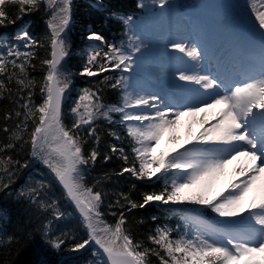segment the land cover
I'll return each mask as SVG.
<instances>
[{
  "label": "snow or ice",
  "instance_id": "1",
  "mask_svg": "<svg viewBox=\"0 0 264 264\" xmlns=\"http://www.w3.org/2000/svg\"><path fill=\"white\" fill-rule=\"evenodd\" d=\"M96 3L98 9L104 8L103 0ZM151 4H158L161 10L171 6L170 0H151ZM42 6L47 13V33L42 40L22 28L14 36L15 43H0V99H11L14 105L4 112L5 123L0 129L6 133L5 141L0 142V191L14 182L17 169L28 166L27 160L21 164L14 159L10 150L28 145L30 156L47 168L52 179L26 184L19 196L47 214L40 227L52 249L60 250L67 244L69 251L90 252L85 264H153L151 257L159 264H264V0H250L248 4L258 34L226 30L231 61H248L235 74H228L219 59L217 71L203 70L200 62L204 57L196 41H168L167 48L183 54L185 63L191 65L175 71L174 81L183 82L178 83V98L141 94L144 90L134 88L129 76L123 75L130 72L147 45L133 27V16L109 12L125 26L127 43H112L99 31L87 30L86 39L99 45H90L78 75H104L79 90L69 109L70 126L64 122L63 105L74 75L64 67L71 54L67 32L73 0H0V27L15 23L9 7L16 9V19H22ZM137 7H148V0H139ZM39 49L46 50L44 58L39 56ZM37 60L39 64L34 63ZM38 68L43 73L39 78L31 75ZM110 71L121 75H106ZM104 88L119 89V102L105 103ZM182 117L198 122L199 128L195 133L189 128L181 142L175 129ZM100 120L123 125L130 140L133 160L117 175L128 173L138 181H163L160 190L142 193L140 201L130 194L135 184L129 192L117 193L114 203L108 204L110 210L120 209L110 212L116 217L114 224L105 220L101 210L106 193L97 183L86 180L88 167L100 156ZM8 121L15 123L9 126ZM166 133L173 146L157 154ZM108 135L121 140L112 128ZM89 141L93 146L86 153L84 146ZM108 148L104 161L111 159V153L129 164L123 147L111 143ZM221 177H227L226 183L209 195ZM53 181L74 213L63 209L60 200L49 194ZM151 203L193 207L185 210L183 232L174 237L177 230L157 225L147 235L149 247L133 238L126 227V212ZM200 209L210 210L220 219L209 223ZM74 214L83 236L71 227L52 235L54 222H68ZM14 239L7 238L9 243Z\"/></svg>",
  "mask_w": 264,
  "mask_h": 264
},
{
  "label": "trees",
  "instance_id": "2",
  "mask_svg": "<svg viewBox=\"0 0 264 264\" xmlns=\"http://www.w3.org/2000/svg\"><path fill=\"white\" fill-rule=\"evenodd\" d=\"M228 0H224L227 3ZM139 0H103L104 8H97L96 0H73V15L72 22L67 32L68 40L71 44V54L65 62V70L72 71V86L67 95L63 105L64 122L70 126L72 117L69 114V109L72 106L74 99L79 90L85 86H90L96 83L97 79L101 77H86L78 75L83 61L90 45H99V42H90L86 39L87 30L95 29L99 31L104 37L112 43L120 44L127 43V35H125V26L116 18L110 17L109 12L117 11L124 15H131L133 18H140L142 8H138ZM106 9V10H105ZM9 12L12 14L11 18L15 23L7 24L6 27H0V43L7 40L8 43H15L14 36L22 28L30 32L32 36L38 40H42L47 33L45 21L47 13L43 6L40 10L24 14L22 19H16V9L9 7ZM39 56L44 58L46 55L45 49H39ZM39 64V61H34ZM42 72L39 68L32 72L31 75L41 77ZM108 76H119L121 72L110 71L106 73ZM129 76L131 80L132 75L123 73ZM15 86L13 85V88ZM38 91V90H37ZM104 102L107 104H114L119 102L121 92L119 89L104 88L103 90ZM36 102L39 103L37 96ZM14 105L11 99H0V129H2L5 121L3 114L5 111H11ZM114 119L119 120L118 114H114ZM9 126H12L15 121H8ZM98 133L101 136V141L98 145L100 156L94 165H90L87 169L86 180L88 183H97V186L106 193L102 211L104 218L109 223H115L116 217L111 215V211L119 212L120 209H109L108 204L114 203L119 192H129L131 185L136 187L131 191V197L134 200L140 201L141 194L144 192L158 191L163 187V181H138L130 174L125 173L119 176L121 167L129 166L133 160L131 153L130 140L127 138L126 131L123 125L113 124L100 120L97 122ZM112 128L118 132L121 140L117 141L115 138L108 135L109 129ZM83 134V133H82ZM6 133L0 131V142H4ZM111 143L117 144L118 147H123L129 156V164L125 165L118 154H111V159L104 161L103 155L109 152L108 145ZM93 146V142L89 141L84 146L87 153ZM10 154L14 159L20 161L21 164L25 160L28 161L26 168L16 170L14 182L3 191H0V261L3 264H85V260L90 257V252H72L68 250V245H64L60 250L52 249L46 243V238L42 236L41 223L46 213L38 210L34 204H30L27 199L21 198L19 192L27 184L31 185L36 180H51V175L47 168L35 161L29 154V146L25 145L23 148L17 146L10 150ZM53 187L49 189L50 195H55L59 200L63 209L68 212H73L74 209L63 200L59 185L53 181ZM188 206V207H187ZM193 207L192 205H162L159 203H151L143 209H133L131 212H126L128 218L127 225L131 231L134 239L142 240L146 246L151 247V242L147 240V235L152 232L157 225H167L173 228V236H177L183 232L185 227V208ZM172 209H176L173 211ZM210 221L220 219L210 210L200 209ZM152 217H156L153 220ZM143 223H140V221ZM25 225L20 229V225ZM71 227L77 232L78 236H83V230L79 228L78 217L74 214L72 219L68 222L59 221L54 222L52 235L58 234L59 230H66ZM15 236V239L9 243L7 238ZM153 264H159L156 257H151Z\"/></svg>",
  "mask_w": 264,
  "mask_h": 264
},
{
  "label": "rangeland",
  "instance_id": "3",
  "mask_svg": "<svg viewBox=\"0 0 264 264\" xmlns=\"http://www.w3.org/2000/svg\"><path fill=\"white\" fill-rule=\"evenodd\" d=\"M197 1L198 0H170L171 6L161 10L158 4H151V0H148V7L142 8L143 19H141L142 21L136 22L134 28L147 45V49L140 55L138 54L136 57L137 63L130 70V72L134 74L131 80V84L134 88L143 89L145 93H149L151 89L148 81H151L153 78L157 80V78H160L161 73L169 71L168 81L162 82V80H157L156 85L159 87V91H162L160 95L174 98L175 94H180L172 91L169 85H177L179 91H181V86H179L178 83L182 84L183 82L174 81V75L177 68L184 67L177 62L169 66V62H166V59H168L167 56L178 57V60L182 59L184 61L187 57L183 59V54L172 52L167 48V43L172 39H189V35L185 32L186 28L189 27L185 20L181 21L182 18L180 19L179 13H181V11L179 10V5L184 3L193 4V2L195 3ZM249 3L250 0H228L227 3L222 2L220 5L217 4L219 8L218 17L221 22L215 17L212 18L211 11H208L207 27L209 28V34L214 40H224V34H226L228 28L238 30L244 35L245 33L249 35L255 34L252 33L256 29L254 28V21L248 7ZM152 25L157 27L156 30L158 31L153 29ZM127 74L130 73L127 72ZM191 87L197 86L191 85ZM155 90L157 92V87ZM182 120L189 123L187 127L188 130L189 128L191 129V125L198 123L189 117H182L177 127L181 124ZM177 127L175 129V134L181 138L182 142V135L177 130ZM168 135L169 134L166 133L161 143L157 146V154L173 146L168 140ZM34 160L39 162L37 159ZM219 190L211 187L209 195H214ZM187 207L184 208L187 209ZM200 214L203 217V213L200 212ZM40 264H44V262Z\"/></svg>",
  "mask_w": 264,
  "mask_h": 264
},
{
  "label": "bare ground",
  "instance_id": "4",
  "mask_svg": "<svg viewBox=\"0 0 264 264\" xmlns=\"http://www.w3.org/2000/svg\"><path fill=\"white\" fill-rule=\"evenodd\" d=\"M245 35H249L248 33H245ZM210 57L212 58H215L216 55H213V54H209ZM168 61L170 63V65L172 64H175L174 62H181L183 61L182 59L178 60V57H168ZM170 59V60H169ZM230 60V57H229V52H228V49H227V46H226V34H224V65L227 64V62ZM180 64V63H179ZM230 64L231 66L235 65L238 66L235 70H234V73H237L239 71H241V69H243L244 67L247 66V63H242V58L239 59L236 63H233L232 61H230ZM218 65V64H217ZM173 67V66H171ZM219 66H217L218 68ZM169 69V68H168ZM168 75H169V71H164L163 73L160 74V78H157V80H162V82H166L168 81ZM157 80L156 79H151V81H148L149 85H150V91L149 93H154V94H160L162 91H159V87L156 85L157 83ZM167 85V84H166ZM157 87V92L155 90V88ZM170 89L176 93H180V94H175L174 97L175 98H178L180 95H181V91H179V87L177 85H169ZM154 89V90H153ZM153 90V91H152ZM148 92V91H146ZM141 94H145V92L141 93ZM189 126V123L188 122H184V120H182L181 124L177 127V130L180 132V134L182 135V141H183V138L188 135V129L187 127ZM191 127V131L193 133H195V131L199 128V124L198 123H195L193 125L190 126ZM231 169V165H229V170ZM227 181V177H221L219 180H217L213 185L212 187L216 188V189H220L221 187L224 186V184L226 183Z\"/></svg>",
  "mask_w": 264,
  "mask_h": 264
}]
</instances>
